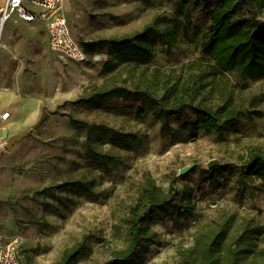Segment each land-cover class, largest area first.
<instances>
[{"label": "rangeland", "instance_id": "obj_1", "mask_svg": "<svg viewBox=\"0 0 264 264\" xmlns=\"http://www.w3.org/2000/svg\"><path fill=\"white\" fill-rule=\"evenodd\" d=\"M68 3L69 10L63 11L69 30L85 51L99 39L132 35L154 17L162 21L161 29L175 27L179 36L171 50L157 42L150 48L151 59L126 56L117 75L104 77L110 45L87 52L86 62H75L49 49L41 23L6 26L0 49L1 100L21 104L20 128L9 135L24 137L0 153V210L7 209L15 225V231L5 234L7 223L0 222V236L25 239L21 264H54L62 250L83 237L86 244L74 264H115L111 252L128 242L121 219L147 177L164 191L173 180L177 199L183 184L188 185L196 208L192 214L155 215L149 225L157 242L148 245L145 255L122 264H182L181 251L223 213L264 224V180H247L240 160L252 147L264 152V77L221 72L201 53L216 0L190 5L181 0ZM243 19L264 29V10L256 6L238 4L234 22ZM160 73L195 84L204 105L232 99L241 112L237 123L220 134H206L190 109L171 117L163 128L157 107L139 97L75 103L101 84L147 88L143 81ZM191 165L190 172L180 175ZM67 180L86 186L52 188Z\"/></svg>", "mask_w": 264, "mask_h": 264}, {"label": "trees", "instance_id": "obj_2", "mask_svg": "<svg viewBox=\"0 0 264 264\" xmlns=\"http://www.w3.org/2000/svg\"><path fill=\"white\" fill-rule=\"evenodd\" d=\"M205 1L181 0V3L190 5ZM240 3H244L247 8L256 6L264 10V0H216L210 12L207 38L201 43V53L214 62L215 68L221 72L260 79L264 77V29L254 26L249 19L234 22L237 5ZM161 24L162 21L154 17L132 35L99 39L91 49L84 51L92 55L97 46L110 45L112 50L103 66L102 75L113 77L125 63L123 59L126 56H132V59L140 56L151 59L153 53L150 48L157 42L160 46H166V50L175 47L178 30L175 27L161 29ZM120 55H123L122 60L118 58ZM143 84L148 87L134 85L129 88L125 83L118 82L101 84L89 88L75 103H92L115 95L139 97L157 107L156 115L163 128H167L171 117L190 109L196 116L197 128L206 134H220L225 126L237 123L241 114L232 99H225L214 107L202 104L195 84L183 82L180 78L173 80L167 74L160 73L148 81L144 80ZM158 93L161 95L158 96ZM165 100L170 105L165 106ZM79 123L87 128L94 126ZM240 160L243 161L247 180H264V152L259 147L250 148ZM85 186L80 181L67 180L52 188L69 190ZM177 197L178 189L173 180L164 191L152 178L145 179L140 193L121 219L128 242L122 249L111 252L115 264H122L137 255H145L148 245L157 242L158 235L149 225L155 215L168 217L194 212L193 190L188 185L183 184L181 196ZM86 239L83 237L80 242L62 250L54 264H74ZM180 254L182 264H264V224L246 216L223 213L207 229L198 232L193 245L183 249Z\"/></svg>", "mask_w": 264, "mask_h": 264}, {"label": "built area", "instance_id": "obj_3", "mask_svg": "<svg viewBox=\"0 0 264 264\" xmlns=\"http://www.w3.org/2000/svg\"><path fill=\"white\" fill-rule=\"evenodd\" d=\"M39 21L46 32L49 49L60 57L75 62H86L88 56L83 47L73 38L63 11V0H5L0 6V49L2 32L8 22L33 23ZM9 113L1 115L8 119ZM6 142L0 140V153ZM25 239L18 235L0 236V264H21V251Z\"/></svg>", "mask_w": 264, "mask_h": 264}, {"label": "crops", "instance_id": "obj_4", "mask_svg": "<svg viewBox=\"0 0 264 264\" xmlns=\"http://www.w3.org/2000/svg\"><path fill=\"white\" fill-rule=\"evenodd\" d=\"M36 22H39V21H36ZM36 22H33V23L18 22V23L20 25H32V24H34ZM10 23H12V22H8V23L5 24L4 29H3V32H4L5 28H6V26L8 24H10ZM42 27H43V25H42ZM43 29H44V27H43ZM45 34H46V32H45ZM46 37H47V35H46ZM47 43H48V39H47ZM1 95L2 94L0 93V117H1V115L4 112H8L9 113V116H8V119H6V120H2L0 118V140H1V133H2L3 130H7L8 131V134H9V132H10L9 127H8L9 124L15 125L16 127H18L16 130H18L20 128L21 122H20L18 113L22 112L21 104L19 102H11L10 104H7L6 102L4 103L1 100V98H2ZM2 109H4V110H2ZM17 134H20V133L13 134L11 136H14V135H17ZM6 223H7V229H5L3 231V233L8 234V233H11V231H15V225L13 226L14 223L12 224L11 221H7Z\"/></svg>", "mask_w": 264, "mask_h": 264}, {"label": "water", "instance_id": "obj_5", "mask_svg": "<svg viewBox=\"0 0 264 264\" xmlns=\"http://www.w3.org/2000/svg\"><path fill=\"white\" fill-rule=\"evenodd\" d=\"M23 137H24V134H17L14 136H9L7 130H3L1 133V140L6 142V150L7 151L11 150L13 145L16 142H19ZM213 164H217V162L214 161ZM213 164L211 163L210 165H213ZM193 167H194V165L182 168L179 171L180 175L187 174L188 172H190L193 169Z\"/></svg>", "mask_w": 264, "mask_h": 264}, {"label": "bare ground", "instance_id": "obj_6", "mask_svg": "<svg viewBox=\"0 0 264 264\" xmlns=\"http://www.w3.org/2000/svg\"><path fill=\"white\" fill-rule=\"evenodd\" d=\"M4 1L5 0H0V6L3 5ZM63 8H64L65 11L69 10L68 0H63ZM61 97H65V95L62 94ZM8 127H9V130H10V133L14 132L18 128L15 125H11V124H9ZM2 221H5V222L11 221V223L13 224L11 216L9 215L7 209H4V210L1 209L0 210V222H2ZM13 226H14V224H13Z\"/></svg>", "mask_w": 264, "mask_h": 264}]
</instances>
